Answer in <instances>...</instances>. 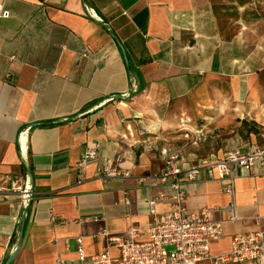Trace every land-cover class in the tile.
Returning a JSON list of instances; mask_svg holds the SVG:
<instances>
[{
    "label": "crops",
    "instance_id": "obj_1",
    "mask_svg": "<svg viewBox=\"0 0 264 264\" xmlns=\"http://www.w3.org/2000/svg\"><path fill=\"white\" fill-rule=\"evenodd\" d=\"M0 2L11 13L0 18V264L24 217L11 264H93L107 246L103 231L151 219L147 201L164 191V148L190 164L264 145V0ZM96 142L99 156L79 181L78 163ZM103 167L116 174L100 175ZM29 168L24 209L10 181L23 185ZM225 184L205 172L185 182L187 211L212 208L222 222L215 253L237 233L264 229V167L238 171L234 194ZM156 209L170 210V201Z\"/></svg>",
    "mask_w": 264,
    "mask_h": 264
},
{
    "label": "built area",
    "instance_id": "obj_2",
    "mask_svg": "<svg viewBox=\"0 0 264 264\" xmlns=\"http://www.w3.org/2000/svg\"><path fill=\"white\" fill-rule=\"evenodd\" d=\"M87 13L94 12L86 7ZM11 13L0 2V18H9ZM102 20V19H101ZM88 54L85 53V56ZM134 92L137 85L133 81ZM189 120L181 119V130L189 138L191 130ZM200 136V132H197ZM100 143L88 145L78 163V178L85 177V168L90 160L99 156ZM164 164L158 179L164 185V191L158 198L147 201L151 219L145 226L132 225L122 234H110L106 231L102 235L107 237V246L90 260L93 264H264V229L248 233L235 234L229 250L215 253L213 243L224 237L222 222L215 219V209L203 208L198 212L187 211L184 200L187 196L185 182L196 181L203 172L209 179L225 181L224 191L235 193V180L238 171H252L264 167V145L253 146L245 151L237 146L230 149L222 158L204 157L195 163L183 162L180 155L162 150ZM99 174L109 177L116 174L115 170L99 168ZM129 175V173H125ZM12 189L20 191L22 206L28 209L33 193L29 178L23 185L18 181H10ZM168 199L170 210L158 212L157 200ZM128 202V201H127ZM228 209L232 210V207ZM26 212L24 216H26ZM52 218L55 219L54 215ZM232 219L235 218L234 213ZM78 259L85 263L88 259L84 238L78 237ZM116 248L118 254H111L110 249ZM55 264H69L66 259L59 257Z\"/></svg>",
    "mask_w": 264,
    "mask_h": 264
},
{
    "label": "water",
    "instance_id": "obj_3",
    "mask_svg": "<svg viewBox=\"0 0 264 264\" xmlns=\"http://www.w3.org/2000/svg\"><path fill=\"white\" fill-rule=\"evenodd\" d=\"M120 45H121L122 50H123V52L125 54L126 63L129 65V59H128L127 55H126V51H125L123 45L122 44H120ZM130 74L133 75L132 71H130ZM28 178H29V184L31 186L30 191H31V193H33L32 186H33V183H34V177H33V173H32V171H31L30 168L28 169ZM24 229H25V217L23 218L22 225H21L20 230L18 232V236H17V238H18L17 247L11 253V255L8 257V259L5 261L4 264H11L16 259L17 255H18V253L20 251L22 242H23Z\"/></svg>",
    "mask_w": 264,
    "mask_h": 264
},
{
    "label": "rangeland",
    "instance_id": "obj_4",
    "mask_svg": "<svg viewBox=\"0 0 264 264\" xmlns=\"http://www.w3.org/2000/svg\"><path fill=\"white\" fill-rule=\"evenodd\" d=\"M260 5H261L262 10L260 9L258 16L261 18L264 16V4H260ZM263 59H264V54H263Z\"/></svg>",
    "mask_w": 264,
    "mask_h": 264
},
{
    "label": "trees",
    "instance_id": "obj_5",
    "mask_svg": "<svg viewBox=\"0 0 264 264\" xmlns=\"http://www.w3.org/2000/svg\"><path fill=\"white\" fill-rule=\"evenodd\" d=\"M129 70H130V71H133V69H132L130 66H129Z\"/></svg>",
    "mask_w": 264,
    "mask_h": 264
}]
</instances>
